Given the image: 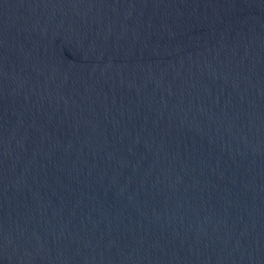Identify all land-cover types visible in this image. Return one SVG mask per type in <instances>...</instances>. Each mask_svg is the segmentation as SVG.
Masks as SVG:
<instances>
[{
    "label": "water",
    "instance_id": "water-1",
    "mask_svg": "<svg viewBox=\"0 0 264 264\" xmlns=\"http://www.w3.org/2000/svg\"><path fill=\"white\" fill-rule=\"evenodd\" d=\"M0 264H264V0H0Z\"/></svg>",
    "mask_w": 264,
    "mask_h": 264
}]
</instances>
